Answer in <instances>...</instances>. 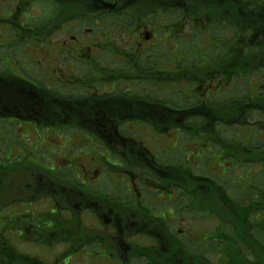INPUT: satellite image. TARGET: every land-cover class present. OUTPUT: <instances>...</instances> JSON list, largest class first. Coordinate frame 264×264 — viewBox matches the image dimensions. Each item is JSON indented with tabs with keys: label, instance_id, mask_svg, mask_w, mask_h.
I'll return each mask as SVG.
<instances>
[{
	"label": "flooded vegetation",
	"instance_id": "af4514ba",
	"mask_svg": "<svg viewBox=\"0 0 264 264\" xmlns=\"http://www.w3.org/2000/svg\"><path fill=\"white\" fill-rule=\"evenodd\" d=\"M0 76V264H264V0H0Z\"/></svg>",
	"mask_w": 264,
	"mask_h": 264
},
{
	"label": "trees",
	"instance_id": "16d2710c",
	"mask_svg": "<svg viewBox=\"0 0 264 264\" xmlns=\"http://www.w3.org/2000/svg\"><path fill=\"white\" fill-rule=\"evenodd\" d=\"M47 96L43 87L0 76V117L16 113L34 117L33 110L35 117H40L39 108L47 104Z\"/></svg>",
	"mask_w": 264,
	"mask_h": 264
},
{
	"label": "rangeland",
	"instance_id": "374dc122",
	"mask_svg": "<svg viewBox=\"0 0 264 264\" xmlns=\"http://www.w3.org/2000/svg\"><path fill=\"white\" fill-rule=\"evenodd\" d=\"M199 53L206 54V51L205 50H200Z\"/></svg>",
	"mask_w": 264,
	"mask_h": 264
}]
</instances>
